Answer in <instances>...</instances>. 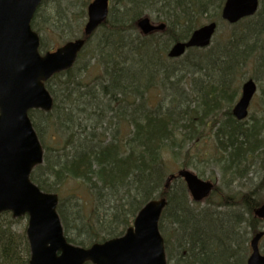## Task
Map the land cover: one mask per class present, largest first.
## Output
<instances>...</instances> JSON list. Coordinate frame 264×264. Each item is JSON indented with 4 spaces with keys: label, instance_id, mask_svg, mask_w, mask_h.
<instances>
[{
    "label": "trees",
    "instance_id": "trees-1",
    "mask_svg": "<svg viewBox=\"0 0 264 264\" xmlns=\"http://www.w3.org/2000/svg\"><path fill=\"white\" fill-rule=\"evenodd\" d=\"M49 1L39 7L34 29L80 35L86 9L73 19L77 12L69 16L67 3L53 0L60 18H46ZM224 2L112 0L107 21L94 34V63L80 70L75 65L46 83L55 105L30 113L45 149L32 179L59 193L77 180L91 195L86 201L72 193L59 203L69 241L88 246L120 236L147 201L166 197L160 229L168 264L167 219L177 233L174 264H247L250 237L264 225L254 216L264 200V85L248 119L237 120L232 107L243 80L259 76L250 68L264 70V0L256 15L216 34L208 48L190 49L183 60L167 55L204 20L218 21ZM144 16L165 22L166 29L143 35L137 21ZM41 47L47 49L44 41ZM164 87L169 93L152 105V93ZM168 159L184 168L195 167V159L217 165L221 183L206 199L208 207H190L184 182L177 189L176 179L165 186ZM28 261L24 236L2 229L0 264Z\"/></svg>",
    "mask_w": 264,
    "mask_h": 264
},
{
    "label": "water",
    "instance_id": "water-1",
    "mask_svg": "<svg viewBox=\"0 0 264 264\" xmlns=\"http://www.w3.org/2000/svg\"><path fill=\"white\" fill-rule=\"evenodd\" d=\"M42 0H0V213L13 211L14 216L29 213L27 236L31 249L30 264H167L164 238L159 220L167 199H153L138 212L125 234L88 248L70 244L57 212L59 197L46 193L30 180L34 166L43 160V148L29 116V110L49 111L53 97L45 81L54 74L71 68L86 39L68 41L55 51L41 54L39 34L31 21ZM259 0H226L222 18L229 23L256 13ZM109 0H93L88 7L84 33L91 35L107 16ZM143 33L163 30L165 24L154 25L150 18L138 21ZM217 24L212 22L196 29L187 41H178L170 49V57L182 56L188 48L211 43ZM257 84L249 79L233 108L238 120L248 116ZM177 176L186 182L195 201L212 191L214 183L201 179L188 169ZM176 177L172 174L166 186ZM264 219V202L255 210ZM264 232L251 240L247 264H264L259 242Z\"/></svg>",
    "mask_w": 264,
    "mask_h": 264
},
{
    "label": "rangeland",
    "instance_id": "rangeland-1",
    "mask_svg": "<svg viewBox=\"0 0 264 264\" xmlns=\"http://www.w3.org/2000/svg\"><path fill=\"white\" fill-rule=\"evenodd\" d=\"M91 0H89L90 2ZM65 3H67V7L69 6V16L74 15L73 19L77 18L79 15V11L82 9H86V17L85 20L83 22V25L86 21L87 18V6L85 7V2L86 0H64ZM57 2L50 0L48 4H46V10L44 15L46 16V18H48L50 15H52V17H56L57 19H59L60 17L57 15ZM218 23H219V28L217 31V36L219 35H224L226 31H228L229 29V25L221 19V14H220V18L217 19ZM210 22L209 20H204L202 24L208 23ZM201 24V25H202ZM98 32V31H97ZM41 37L43 38V41L46 44V48L51 50L56 48L58 45H61L63 42L69 40V39H74L76 38L78 35L74 36V35H66V34H61V32L56 31L54 28L50 27L47 29V32L41 30L40 32ZM216 36V37H217ZM96 44V35H94L90 41V43L86 46V48L84 49L82 56L80 57L78 63L76 64L78 66V69L80 70L81 68H84V66H87L88 64H93L94 63V45ZM182 60L184 59V57L181 58ZM90 72L93 71V74L97 73V69H93L92 67H89ZM251 72L250 75L253 74V72H257V75L259 74L258 77H256L258 85H259V90L258 93L256 94V97H254L253 102H252V108L250 107V113L253 112V109L255 108H259V95H260V86L264 85V70H256V68H250ZM246 78H249L248 76ZM259 79V81H258ZM261 83V85H260ZM160 92V93H159ZM156 92L152 93V99H153V103L152 105H155L156 100H158L160 97L163 98L165 97L169 92L168 89L164 87V89L159 90ZM160 94V95H159ZM160 96V97H159ZM168 99V96H167ZM47 137H45V141H47L46 139ZM195 163V167L193 168H189L190 170H192L193 172H195L196 174H198L200 177L204 178V179H211L213 181H216L217 184L219 185L221 183V173L219 168L217 167V165L215 163H211V162H204L201 161L200 159H195L193 160ZM168 166L170 169V173L172 172H176L177 169L181 168L179 165L176 166V164L171 160L168 159ZM176 166V168H172ZM172 168V169H171ZM257 182V180H256ZM183 183V181L181 179H178L175 182V187L174 189H177L179 185H181ZM62 193H59L60 199L64 202L68 201V197H70L69 195L72 193H78L79 195H81L83 198H85L86 201H89L91 199V195L88 192L87 188L85 185L81 184L80 181L77 180H68L65 183V187L64 189L61 191ZM190 198V207H195L197 209V211H199L200 209L206 208L209 206V204L204 201L201 203H196L193 202L191 197ZM71 200V198H69ZM7 220H9V217H7L6 215L2 216L0 218V231L2 229H4L6 227L7 224ZM27 218L22 217L17 219V221L13 222L11 224V227L15 233L16 237H21L23 239V236L25 238V230L27 227ZM163 228L164 231L166 232V234L171 238V245L169 246V249L171 251V264H174L176 262V253H177V242L175 241V236L177 235L176 231H175V227L173 226V224L169 223V220L167 219L166 221H163ZM8 228V227H6ZM263 229H264V225H263ZM70 234H72V231H70ZM24 247V245H21V248ZM21 250V249H20ZM262 250H264V246L262 245Z\"/></svg>",
    "mask_w": 264,
    "mask_h": 264
}]
</instances>
